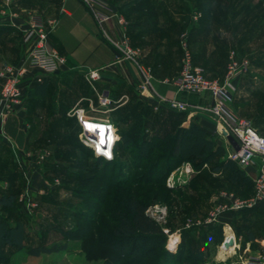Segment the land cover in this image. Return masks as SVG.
Segmentation results:
<instances>
[{
    "label": "rangeland",
    "instance_id": "374dc122",
    "mask_svg": "<svg viewBox=\"0 0 264 264\" xmlns=\"http://www.w3.org/2000/svg\"><path fill=\"white\" fill-rule=\"evenodd\" d=\"M107 1L115 12L123 17L126 27L129 21L136 19V21L144 20L143 23L145 28L147 26L151 27L150 25L152 23H156V28L169 26L171 28L170 31H174L177 35L176 49L180 68L183 55L180 45L181 35H186L187 44L192 54V60L193 56L194 59L197 60L198 57L195 52H193L192 48H190L191 44L188 38V35H190L189 27L192 28L194 26L195 28L204 20L210 19V17L224 18L221 22L217 20V25L215 23L217 30L220 28V33L225 31L228 36L236 31L240 34L246 32L253 34L248 41V43L250 42L252 44L251 48H253V52L244 53L241 57L237 56L235 52L236 48L241 47L235 45L233 39L229 38L228 42L224 44L226 46V53L224 57H216L215 62L219 63V65L225 63V73L230 64L231 55L236 61H247L249 67L245 72H248L252 68V65L255 66L256 63H264V54H260V52L264 51V0ZM140 1H144L145 5L140 6L138 4ZM127 4H134V11H128V13H126ZM13 12L16 11L12 8V3L6 5L3 0H0V69L5 64L21 66L17 64L18 62L12 61V55L24 54L25 51H28L29 47L28 42L24 40V38H21L14 26L15 24L11 16ZM152 13L156 14L155 17L148 18L147 15ZM149 38V35H147L145 42L142 41L146 43ZM239 41L243 46L247 44V40L245 39ZM128 43L134 50H139L135 59L139 65L144 66L141 61L146 54V47L139 44H136L138 46H134L129 38ZM135 43H137V41H135ZM253 73L258 75L263 74L264 77V72H257L256 69L253 70ZM67 77L68 73L65 72L58 76H53L51 73H44L39 70L26 71L21 78V86L24 91L22 106L13 110L8 116L10 117L15 114L22 117L23 113H28L29 111L33 112L32 122L37 127L36 131H38L39 134L43 128L47 127V125H54V123L58 121L57 118L61 117L59 125L60 130H56L58 132L54 140H48L43 135L37 137L31 135L29 139L32 140H30L29 143L34 146L26 149V145L24 144L23 146L22 144L19 146L17 145L18 142H20L18 139H21V135L18 137L15 135L14 138L9 137L11 140L1 135V125L0 139L10 148L13 160L18 165L24 182L22 183L18 196V206L24 215L25 219L23 220L29 225L28 228L30 232L26 245H32L42 241L46 243H51L55 240L65 241L63 233L58 231L60 227L70 231L69 236L72 239L66 241L69 245L68 250L53 255H41L38 258L29 259V256L24 253L23 250L8 249V255L13 256V262H11V264H118L121 260L120 254L112 250L108 252L106 248L97 244L98 241H95V239L98 238V240H102L104 238L106 239L108 235H111V231L115 225V210L123 208L120 205V198L129 193L137 195L139 189L145 196L144 200L148 202L146 209L147 214L161 225L166 235V242L163 246L164 249L172 255H178L184 239L183 231L187 229L186 222L189 219H204L213 207V205H210L207 210H204V202L202 201L196 215H188L189 213H187L185 209V207L187 208V203L184 202L192 201L194 197L192 194H197L200 190L194 187L193 192L190 193V188L193 187L191 184L196 175H198L196 174L197 170L194 168V172L191 173L188 181L184 184L169 186L166 183L167 177L178 168L182 164L181 163L167 175L165 182L159 180L158 183H153L151 185H129L128 188L126 187L125 189L122 186L113 188L112 184L122 179L124 175L126 177H133L140 171L144 172V169L139 170L134 168V165L127 164L128 166L125 171V169H114L111 166H106L105 168L103 163L100 164L99 168H95L94 157H92L90 153L88 154L79 144L80 142L82 143L80 138L81 127L78 121L76 122L75 120L76 116L71 112V110L75 108L73 106L74 98L72 94L73 80L68 81ZM86 77L83 75L82 78V81L85 82L84 85H88L87 87L95 93L94 83H92L94 81L90 82ZM256 77L259 78V76ZM254 79L256 80V78ZM259 80L262 81L261 79H258V81ZM1 83L0 79V89ZM86 86H83V93L86 91L88 94L87 90L89 91V89ZM259 87L264 88V81L260 82ZM100 96L101 94L99 92L97 98L93 99L92 106L98 110L99 114L105 115L104 117H109L111 119V115L115 111L117 103L114 104L110 102L107 105H101L99 102ZM138 96L140 101L146 104L149 103L151 105L150 107L153 109L152 103L144 98L139 90ZM90 101H87L84 106L89 107ZM159 110L168 112V110L164 108L158 110L153 109V111ZM109 118L108 120H110ZM113 121L112 119L110 120L116 129L119 139V134L115 126L118 121ZM121 124L119 123V125ZM17 125L18 123H16V127L18 128L21 124ZM21 130L19 128L20 132ZM215 137L216 142L218 138H220L221 141L219 143H223L224 138L220 134L215 135ZM223 155L227 156L225 148ZM126 159L128 160V158ZM147 162L148 161L145 163ZM205 169H208L207 171H211V173L214 172L210 166H208V168L205 167ZM110 178H112V182H110L111 185H108ZM211 181H209L211 183L209 185L213 186ZM185 185H187L186 188H183ZM167 186L175 189H168ZM6 187L7 182L0 179V189H5ZM202 187L204 189V185ZM208 191L209 192L206 191V194L209 195V198L214 196L217 189L213 190L212 187L209 188ZM186 192L189 194L188 196L185 194ZM91 197L96 198V200H92ZM154 207H157V209H165L161 220H159L158 213L154 212ZM97 208L100 209V213H97ZM212 225L213 224H203L200 226H193L196 227L195 232H197L200 227H206L209 233H213L210 231ZM39 227H45L47 229V231L44 230L41 232L42 240L38 238V233H40L38 231ZM204 231H207V229L202 230V232ZM170 239V243L177 240L176 244L169 245ZM120 242L118 243L122 244ZM136 245L137 248L141 247V243H137ZM171 245L172 247H170ZM139 250L140 249H138V251ZM216 252H221L225 255V260L230 257L229 254H224L220 251V245L219 247L217 246L216 249L213 248L211 250L212 254Z\"/></svg>",
    "mask_w": 264,
    "mask_h": 264
},
{
    "label": "crops",
    "instance_id": "0c3cea01",
    "mask_svg": "<svg viewBox=\"0 0 264 264\" xmlns=\"http://www.w3.org/2000/svg\"><path fill=\"white\" fill-rule=\"evenodd\" d=\"M11 3L12 8L16 11L11 13L14 21L12 22L15 24L14 26L21 38L25 37L26 31L29 29L28 21L30 14L41 17L47 35L48 45L66 59L65 65L60 68V71L51 75L58 76L63 72L68 73L67 80H73V106L83 108L87 115L104 118L105 115L103 116L98 111L91 110V107H93V99L97 98L99 92L101 95H106L110 99V102L117 103L116 107L124 105L128 101L139 100L138 85L141 80L142 69L148 71L151 75L152 86L159 94L170 98L176 97L179 100L188 101L195 105H205L210 101L208 93L192 94L177 92L171 83L161 82L163 79L172 80L177 77L180 69L176 49L177 35L174 31H170L171 28L169 26H161V28L154 29L148 33H142L139 27H129V23L127 27L125 25V30L124 27L117 23V19L115 18L108 20L104 24L106 33L113 40H119L122 32H125L129 40L130 35L134 37L135 41L141 39L145 42L147 35H149L148 42L144 44L146 54L141 61L146 68L143 65H136L130 60H117L119 53L102 37L93 15L81 0H12ZM217 20L221 22L224 18L210 17V19L204 20L195 28L194 26L192 28L189 27L190 35H188V38L191 44L190 48H192L198 57L195 60L193 56V63L203 67L206 75L210 78H215L223 82L226 74L225 63L219 65V63L215 62V58L218 56L224 57L226 53V46L224 44L228 42L229 38L234 40L235 45L241 47L235 49L237 56L241 57L244 53L253 52V48H251L252 44L250 42L248 43L253 34L247 32L240 34L236 31L228 36L225 31L220 33V28L218 30L216 28L218 24ZM241 39L247 40V44L243 46L239 41ZM26 54V51L24 54H13L12 61H16L18 65L24 66ZM260 54H264V51L260 52ZM94 69L99 72V78L92 82L94 83L95 93L87 87L88 85H84L85 82L82 81L83 75L86 77L87 71ZM254 69L257 72H264V63H256L255 66L252 65V68L248 72L237 75L232 79L233 88L229 89L228 103L240 117L248 119L259 133L264 134V88L259 87L260 82L264 81V77L263 74L258 75L253 73ZM256 76H259V78ZM86 78L88 79V77ZM258 79L262 81H258ZM89 81L91 82V80ZM83 86L89 89V91L87 90L88 94L86 91L83 93ZM123 95L125 98L120 100V97ZM87 101H90L89 107L84 106ZM191 118L200 123L214 137L220 134V126L218 123L205 112L186 113L181 118L180 125L187 126ZM16 123L21 125H17V128ZM19 128L20 130L22 129L21 132ZM3 131H6L5 134L10 138H14L15 135L17 137L21 135V139H18L20 142L16 144L18 146L20 144L23 146L24 144L26 145V149L34 146L29 143L32 139H27L28 134L39 135L38 131H32L27 113H23L22 117L15 114L11 115L7 123L3 126ZM220 141V138H218L217 144H220ZM221 145L226 149L225 139H223ZM222 158L228 157L223 155ZM205 167L208 168V165L206 164L202 171L208 170ZM238 167L243 171L248 180L252 182L259 170L260 159H255L253 164ZM196 174H198V171ZM212 176L215 177L213 186L209 185L210 183L203 179L200 181L199 193L192 194L194 196L192 201L184 202L187 203L188 215H196L202 201L204 202V210H207L210 205H215L219 200L216 198V194L219 191L226 190L240 196L236 193L235 190L237 188L233 186L234 184L230 186L229 169L221 168L214 171ZM203 185L204 189L202 187ZM212 187L213 190L217 189V191H215L213 197L208 198L209 195L206 194V191L209 192L208 189ZM192 192L193 188L190 189V193ZM236 224L242 226V228L250 229L253 233L252 235L249 234V237L253 238L248 239L244 232L238 234L234 228ZM28 227L29 225L24 220L25 244L28 242L27 239L30 232ZM228 227H230V230H228ZM210 228V231L213 233L219 230V235H222V240L224 235L233 234L237 248L235 254L232 251L226 252L220 249L224 254H229L230 256L225 260V255L221 252L211 253L213 248L216 249L217 246L219 247L222 240L220 243H217L212 239H208L204 244L205 254L201 264H242L247 256H264V208L258 207V209L248 211L244 215L238 212L223 213ZM203 229L208 230L206 227H200L198 230L202 231ZM44 230L47 231L45 227H39L38 229L40 232L38 233V238L40 240L43 239L41 232ZM52 242H57V240ZM58 253L61 252L42 253L38 256L28 255V258H38L41 255ZM11 256L2 264H11L13 262V256Z\"/></svg>",
    "mask_w": 264,
    "mask_h": 264
},
{
    "label": "trees",
    "instance_id": "16d2710c",
    "mask_svg": "<svg viewBox=\"0 0 264 264\" xmlns=\"http://www.w3.org/2000/svg\"><path fill=\"white\" fill-rule=\"evenodd\" d=\"M144 1H140L138 4L144 6ZM134 8V4H127L125 12L134 11ZM155 15V13H152L147 16L149 18L155 17ZM136 20L129 21V27H139L142 33L157 29L156 23H152L151 27L147 26L148 28H145L144 20ZM129 37L134 46L145 44L142 40H137V43H135L134 37L131 35ZM150 106L149 103L146 104L137 100L128 101L124 105L116 107L111 119L112 121H118L115 126L119 139L115 143L111 160L95 156L89 147L81 142L79 143L88 154L90 153L94 157L96 169L102 163L105 168L111 166L114 169H125V171L127 164L134 165V168L139 170L144 169V172L140 171L133 177L124 175L122 179L112 184L113 188L122 186L125 189L129 185H151L158 183L159 180L165 182L167 175L175 167L189 161L198 171V175L191 184L193 187L190 186V189L196 187L195 189L198 190L200 181L203 179L207 181L210 179L209 181L212 180V183L215 181L211 171H202L204 164H207L213 171L221 168L229 169L230 186L234 184L233 186L237 188L235 191L238 195L248 197L253 193V182L248 180L235 162L228 158H222L224 146L217 144L212 134H209L200 123L192 118L187 126L180 125L181 118L187 112L153 111ZM32 115L33 112L29 111L27 113L32 131H34L37 127L32 122ZM57 119L58 121L54 125H47L43 128L38 136L43 135L48 140H54L58 132L56 130H60L61 117ZM75 120L77 122L76 117ZM119 123L123 124L119 125ZM31 135L29 133L27 139ZM146 161L148 162L145 163ZM0 179L7 182V187L0 189V264L9 258L8 249L23 250L24 253L31 256L68 250L69 245L66 241L72 238L69 236L70 231L62 227L57 230L63 233L65 241L51 243L42 241L37 245H26L24 243L23 219L25 218L18 206V196L24 182L9 147L2 141H0ZM111 179H109L108 185H111ZM186 186L183 188H186ZM167 188L175 189L168 186ZM137 192V195L129 193L120 198V205L123 208L115 210V225L111 235H108L106 239H95V241H98L97 244L106 248L108 252L112 250L120 254L121 260L118 264H201L205 254L204 244L208 239H212L217 243L221 242L222 235H219V230L216 233H209L208 230L195 232L196 227L192 226L183 231L184 239L179 254H170L163 247L166 242V235L161 225L147 214L148 202L144 200L145 196L140 189ZM185 194L188 196L187 192ZM91 199L96 200L92 197ZM258 207L261 208L262 206H253L233 212L244 215L248 211L258 209ZM185 209L188 211L186 207ZM96 210L97 213H100V209L97 208ZM234 228L238 234L244 232L248 239L253 238L249 237V234L252 235L253 233L250 229L242 228L237 224L234 225ZM137 243H141L140 248H137ZM138 249L140 250L138 251Z\"/></svg>",
    "mask_w": 264,
    "mask_h": 264
},
{
    "label": "built area",
    "instance_id": "2783aa9c",
    "mask_svg": "<svg viewBox=\"0 0 264 264\" xmlns=\"http://www.w3.org/2000/svg\"><path fill=\"white\" fill-rule=\"evenodd\" d=\"M12 0H3L8 5ZM93 15L99 32L102 37L117 50V60H131L139 66L135 56L139 50H134L128 43V38L124 32L121 33L119 40H113L106 33L104 24L110 19H117V23L125 27L123 17L119 16L113 7L106 0H81ZM29 29L24 37L29 44L26 54V61L24 66H15L5 64L0 69L1 89H0V125L1 135L8 140H11L3 131L8 116L13 110L22 106L24 91L21 86V78L26 71L39 70L44 73H53L65 65L66 59L64 56L59 55L57 51L51 48L47 42V35L44 30L41 17L38 15L30 14L28 21ZM180 45L183 51L181 68L177 77L172 80L163 79L162 83H171L177 92H186L192 94L208 93L210 96L209 103L205 105H195L188 101L179 100L176 97H167L159 94L152 86V77L148 71L141 70V80L138 85L140 94L152 103L153 109L158 110L164 108L169 111L187 112L189 114L197 112H205L209 114L220 126V134L224 137L226 143L227 157L235 162L238 166L243 167L253 164L255 159H260V167L253 178V193L248 197H239L230 191H219L216 194L218 202L213 205L208 215L204 219L188 220L186 227L196 225L213 224L217 222L219 217L226 212L239 211L244 208L253 206H262L264 208V134L259 133L251 122L243 117H240L229 105L228 93L229 89L233 88L232 79L248 69L246 60L236 61L232 55L230 56V64L225 74L223 82L216 79L207 77L204 69L200 66L194 65L192 54L189 50L186 35H181ZM87 77L89 80L94 81L99 78L98 70H88ZM125 96H121L120 100ZM101 105L110 103V99L106 95L99 97ZM92 111H98L91 107ZM72 114L77 117V121L81 127L80 138L82 143L89 147L95 156L97 155L96 148L99 144L101 129H103L105 143L100 145L108 150V136L111 134L114 138L118 137L116 129L110 120L87 115L81 107H75L71 110ZM231 134L237 144L238 149L235 150L230 143L226 140L222 131ZM118 139H114L111 152L113 158V149ZM109 160V159H107ZM206 166V164H204ZM194 172V167L189 162H183L167 177L166 183L169 186L176 184H184L188 181L191 173ZM156 208V209H155ZM154 212L158 213L159 220L165 209L153 208ZM230 230V227H228ZM229 237L232 238L233 243L227 249L221 248L224 241ZM177 240L173 241L176 244ZM169 240V245L171 244ZM172 244V245H173ZM172 245L170 247H172ZM236 242L233 234H226L220 243V249L226 252L232 251L235 254ZM242 264H264V256H247Z\"/></svg>",
    "mask_w": 264,
    "mask_h": 264
},
{
    "label": "clouds",
    "instance_id": "9594fccd",
    "mask_svg": "<svg viewBox=\"0 0 264 264\" xmlns=\"http://www.w3.org/2000/svg\"><path fill=\"white\" fill-rule=\"evenodd\" d=\"M114 139H118V137L114 138L111 134L108 136V150L104 151L100 148V145H103L105 143V139H104V134H103V129H101V134H100V140H99V144L97 145L96 148V153L97 155H103L104 157H106L107 159L111 160L112 159V152H111V148H112V144L114 142Z\"/></svg>",
    "mask_w": 264,
    "mask_h": 264
},
{
    "label": "water",
    "instance_id": "95a60500",
    "mask_svg": "<svg viewBox=\"0 0 264 264\" xmlns=\"http://www.w3.org/2000/svg\"><path fill=\"white\" fill-rule=\"evenodd\" d=\"M55 72H58V70H56ZM223 135L225 136L226 140L230 143V145L235 149L237 150L238 149V144L235 140V138L227 133L226 131H222ZM233 243V240L231 237H229L226 241H224L223 245H222V248L227 250Z\"/></svg>",
    "mask_w": 264,
    "mask_h": 264
},
{
    "label": "bare ground",
    "instance_id": "6f19581e",
    "mask_svg": "<svg viewBox=\"0 0 264 264\" xmlns=\"http://www.w3.org/2000/svg\"><path fill=\"white\" fill-rule=\"evenodd\" d=\"M100 148L102 149V150H104L105 148H102L101 146H100ZM171 244H173V243H171ZM222 248V247H221ZM222 250V249H221Z\"/></svg>",
    "mask_w": 264,
    "mask_h": 264
}]
</instances>
